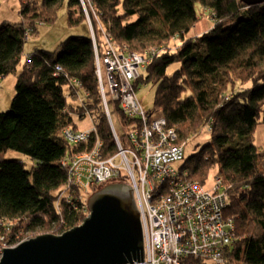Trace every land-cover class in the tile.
<instances>
[{"label": "trees", "instance_id": "16d2710c", "mask_svg": "<svg viewBox=\"0 0 264 264\" xmlns=\"http://www.w3.org/2000/svg\"><path fill=\"white\" fill-rule=\"evenodd\" d=\"M20 1L22 23L0 25V79L17 75L11 107L0 113V243H20L29 235H59L82 224L87 200L80 187L69 183V166L62 162L92 152L98 141L104 145L105 159L117 151L102 101L93 38L71 36L58 51L25 55L29 37L39 27L56 23L65 9L72 28L88 26L91 20L99 49L97 23L132 53L145 55L152 48L161 49L135 90L150 83L156 87L155 106L167 125L176 128L181 144L209 126L211 142L187 157L184 169L204 187L213 170H217L215 177L224 180L230 198L225 213L235 223L237 235L225 251L226 264H264V155L253 144L256 129L264 124V4L246 6L242 0ZM198 6L209 12L213 25L194 38L191 33L201 18ZM172 40L180 43L176 50L170 46ZM176 64L179 67L170 74ZM74 81L82 84L81 104ZM108 104L128 131L130 122L120 105ZM86 112L94 118L97 130L90 142L71 145L63 132L78 130L75 115L83 119ZM120 138L126 145L124 135ZM11 151L35 164L28 170L21 160H6ZM120 183L126 184L112 181L92 189L91 195Z\"/></svg>", "mask_w": 264, "mask_h": 264}, {"label": "built area", "instance_id": "2783aa9c", "mask_svg": "<svg viewBox=\"0 0 264 264\" xmlns=\"http://www.w3.org/2000/svg\"><path fill=\"white\" fill-rule=\"evenodd\" d=\"M88 23L92 29L102 101L117 151L105 159L104 145L98 141L92 152L77 155L71 162L63 160V165L69 166V183L80 187L83 194L112 181H123L133 188L145 250L144 262L134 264H226L225 251L237 235L235 223L225 213L230 198L224 180L215 177L213 187L207 189L190 179L189 171L184 169L185 144L179 143L176 128L169 127L163 115L156 117L146 111L138 101L134 86L161 49L152 48L145 55L132 53L127 46H119L102 27L104 40L100 51L90 19ZM73 84L81 104L82 84L77 81ZM109 101L118 103L122 115L130 122L124 134L126 145L114 127ZM79 117L75 115L78 130L66 128L63 132L71 145L90 142L97 130L89 112L83 119ZM85 119L92 127L81 130L80 124ZM29 239H32L30 235L22 242ZM22 242L0 243V260L3 249L15 248Z\"/></svg>", "mask_w": 264, "mask_h": 264}, {"label": "water", "instance_id": "95a60500", "mask_svg": "<svg viewBox=\"0 0 264 264\" xmlns=\"http://www.w3.org/2000/svg\"><path fill=\"white\" fill-rule=\"evenodd\" d=\"M246 6L264 0H242ZM88 216L61 235L44 234L3 249L0 264H134L144 262L141 216L133 188L111 184L88 199Z\"/></svg>", "mask_w": 264, "mask_h": 264}, {"label": "rangeland", "instance_id": "374dc122", "mask_svg": "<svg viewBox=\"0 0 264 264\" xmlns=\"http://www.w3.org/2000/svg\"><path fill=\"white\" fill-rule=\"evenodd\" d=\"M20 0H5L0 5V25L3 23L9 24H18L22 23V19L20 17ZM86 8V7H85ZM197 11L199 16L201 17L199 22L203 19H209L212 22V18L209 15L208 11H203L201 7H197ZM87 11V8L85 9ZM67 12L65 9L61 10L59 13V19L54 24H49L43 27H39L37 30V34L35 36L29 37L27 43L25 45V55L29 54V52H35L36 50H45V51H58L59 45L66 41L71 36H92V29L87 25H82L80 27L72 28L68 24V17ZM213 24V22H212ZM100 24L97 23V27ZM192 34V33H191ZM101 31L97 33V37L99 40L103 39L101 37ZM194 35V34H192ZM179 41L172 40L170 42V46L173 50H176L179 46ZM158 49V48H157ZM160 49V48H159ZM169 49V47H168ZM170 50V49H169ZM26 60V59H25ZM24 60V62H25ZM179 67L178 64L171 66L169 73L172 74L177 68ZM103 75H104V83L106 85V89L108 88L107 83V76L105 72V67H103ZM17 75L9 76L0 80V113H5L9 111L11 104L14 100L16 94V83ZM12 83H15L12 85ZM156 87L153 84H144L140 85L137 91L138 93V101L143 105L144 109L150 113H152L156 117L162 116L161 111L157 109L154 103V98L156 95ZM113 116V124L116 128L117 134L124 135L125 128L122 126L121 121L116 114H112ZM92 124L88 119H85L83 123L80 124V129L84 130L86 128H91ZM211 129L209 126L201 129L196 137H193L186 141L185 143V158L190 157L211 142L212 134ZM253 144H255L259 152L264 155V124L259 125L255 131V135L253 137ZM6 160H21L25 165H27V169L29 170L35 162L28 158L27 156L16 153V152H8L6 153ZM217 170H213L208 178V182L206 184V188L210 189L213 187L215 182V174ZM84 196L88 202V199L91 197V192L87 194L84 193ZM89 212L85 213L86 217L88 216ZM42 235V234H41ZM54 235V234H53ZM58 235V234H56ZM61 235V234H59Z\"/></svg>", "mask_w": 264, "mask_h": 264}, {"label": "crops", "instance_id": "0c3cea01", "mask_svg": "<svg viewBox=\"0 0 264 264\" xmlns=\"http://www.w3.org/2000/svg\"><path fill=\"white\" fill-rule=\"evenodd\" d=\"M212 22L209 19H203L202 21L198 22V24L196 25V27L193 29L192 31V35L190 37H194V38H198L201 37L202 35H204L205 32H207L208 30H210L212 28ZM99 27V32L101 31L102 33V26L100 24ZM104 28V27H103ZM104 30V29H103ZM101 37L103 38V36L101 35ZM103 39H101L100 41L103 43ZM33 52H29V54H32ZM1 80V79H0ZM15 83H16V79H15ZM15 83H12V85H14Z\"/></svg>", "mask_w": 264, "mask_h": 264}]
</instances>
